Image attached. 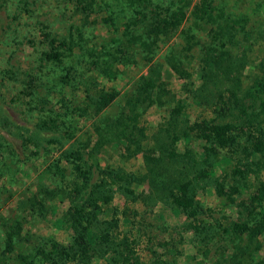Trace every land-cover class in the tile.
<instances>
[{"label":"rangeland","instance_id":"374dc122","mask_svg":"<svg viewBox=\"0 0 264 264\" xmlns=\"http://www.w3.org/2000/svg\"><path fill=\"white\" fill-rule=\"evenodd\" d=\"M126 1L95 0L94 20L90 26L82 28L88 46H101L106 37L121 34L126 17L131 13ZM149 1L157 13L170 14L179 8L187 13L171 40L159 45L154 59L155 63L163 64L165 55L172 49L192 74L193 90L186 93L187 102L179 125L214 120L240 126L242 121L234 111L225 117L217 116L213 96L216 88L211 82L205 84L198 73L202 71L205 49L218 47L212 40V31L217 25H230L227 29L234 34L230 40L232 55L245 51L250 66L243 72L247 77L254 71L252 66L258 58L264 57V0ZM207 2L211 3L213 14L223 18L203 25L194 20L191 13L196 6ZM71 8L66 0H0V264H16L19 254H33L50 240L69 244L70 232L55 220L69 209L82 206L92 213L98 207L92 228L98 235H107L106 240L100 241L90 252L89 264H119L125 257L130 264H251L263 258L264 238H259L263 248L251 261L238 252L249 245L246 235L236 238L225 232L233 223L247 219V212L236 205L249 204L252 189L264 181V156L248 158L243 152V147L263 137V117L256 122L257 126L247 125L235 131L234 145L220 151V158H227L220 164H215L214 160L206 164L200 162V142L193 140L185 144L181 140L177 144L180 154L190 151L189 157H193V160L179 158L177 169L182 170V177L191 181L196 191V200L201 205L196 222L176 209L164 197L165 192L158 195L148 182H142L148 175L142 154L130 155L133 146L129 145L128 150L117 142L115 133L103 132L104 123L99 117L115 119L121 113H128L124 95L140 76L147 74L148 65L144 60L137 57V62L119 67L122 72L112 82L98 77V83L114 87L119 97L99 116L86 114V120L77 125L72 139H67L61 131L38 128L44 115L22 95L28 75L35 74L41 83H48L51 90L56 91L57 98L51 94L49 100L56 105V111H62L57 107L65 105L63 115L67 120L80 121L77 115L82 114L85 107V95L79 84L58 87L54 82L57 69L41 60L44 32L62 37L71 26L80 27ZM107 16L114 25L107 24ZM163 67L165 87L169 91L165 100L170 105L139 106L137 121L127 125L136 126L146 134L144 145L148 149L169 141L167 135L175 129L170 125V109L183 94L181 90L185 91L184 82L166 71V65ZM97 125L101 136L97 135ZM124 130L132 139L141 140L140 133L131 135L130 128ZM25 139L31 140L28 147ZM77 150L83 155V169L89 173V180L83 185L71 171L62 175L55 173L56 164L61 165L62 153ZM145 155L157 156V152L146 150ZM247 158L252 161L250 173L237 183L244 188L235 197V203L229 204L216 195L213 180L219 178L226 185L234 184L229 171L235 166L244 168ZM211 169L214 175L203 178V173L208 174ZM112 170L118 173L114 184L109 176ZM78 189H81L80 194ZM194 225L199 229L195 230ZM11 232L15 236L8 246L7 234ZM9 249L11 251L7 252ZM234 252L238 253L235 257ZM36 262L42 264L37 258Z\"/></svg>","mask_w":264,"mask_h":264},{"label":"trees","instance_id":"16d2710c","mask_svg":"<svg viewBox=\"0 0 264 264\" xmlns=\"http://www.w3.org/2000/svg\"><path fill=\"white\" fill-rule=\"evenodd\" d=\"M72 5L71 12L80 21V27L74 29L71 26L66 35L56 37L48 32L43 33L41 44V60L54 66L58 74L55 76V85L61 88L70 87L77 82L79 88L84 93L86 103L82 114L77 115L80 118L78 122H72L64 118L63 107L57 109L49 96L56 91H52L48 83H41L40 77L35 74L28 75L22 95L29 98V101L41 111L44 118L40 120L38 128L41 131L62 132L67 139H72L76 134V128L79 123L86 120L85 115L91 114L93 117L112 106L119 97V92L114 87H105L98 83V77L104 78L107 82L117 79L123 67L126 64H133L138 59L144 60L148 65L146 75L140 78L131 86L125 97V105L128 107V113H121L117 118L112 119L106 116L99 117L104 123L103 132L115 133L114 136L118 143L123 144L129 150L130 155L142 154L144 162L147 165L148 175L143 177L142 182H148L156 194L165 192V196L170 203L193 222L198 220L201 212V205L196 200V191L191 187V181L182 177V170L177 169L179 158L193 160L189 157L190 151L180 154L177 151V144L183 140L185 144L190 141L201 143V153L198 155L200 162L206 164L215 161V164L225 161L224 156L220 158V151L230 149L235 143L234 133L247 125L257 126L259 119L264 118V57L258 58L252 66L248 76L244 70L248 64L245 57V51L240 50L232 55L230 40L233 38L232 30H228L230 25H217L212 32V40L217 43L215 49L203 47L202 71L198 73L199 79H205L204 83L214 84L213 96L215 99V112L218 117H225L232 111L237 113L238 119L242 121L241 125L231 122L215 123L214 120H203L201 122L187 123L184 126L179 125V117L183 114L184 106L187 102V92L193 90L194 81L186 65L172 52H167L164 57V63L154 62L157 50L161 43H168L179 27L187 18L184 9H177L170 14L157 13L151 8L149 0H127L131 13L126 17L123 24V31L119 36L114 34L105 38V44L93 47L88 46L83 36V27L90 26L94 15L95 0H66ZM194 20L200 24L216 23L223 18L222 15H214L211 3H201L195 7L191 13ZM107 24L112 23V18L107 16ZM217 52V54L213 53ZM164 65L166 71H170L184 82L185 91L175 100L171 106L169 120L171 127L175 129L169 132L168 142L158 143L152 148H146L144 145L147 136L139 129L127 126L130 121L136 122L139 115L136 110L143 105H156L159 107L170 105L165 97L169 91L165 87ZM255 70H257L255 72ZM55 90V89H54ZM48 93V94H47ZM55 96V95H54ZM55 98H57L55 96ZM175 98V97H174ZM58 102V101H57ZM67 109V107H66ZM88 109H91L87 112ZM264 120V119H263ZM96 125V122H95ZM125 128H130L131 135L140 133V139H132L126 135ZM101 136V128L97 125L95 128ZM243 129V128H242ZM263 137L255 138L251 144L243 147V152L250 156H264V134ZM25 146L31 144L30 139H25ZM146 150L156 151L157 156L145 155ZM247 158V159H248ZM83 155L80 150L64 151L61 156L60 164H56L55 173L65 174L67 171L77 174L81 179L82 185L89 180V173L82 167ZM252 161L244 165V168L235 166L230 169V176L234 184H227L223 180L216 178L213 180L216 195L228 201L229 204L235 203V197L240 195L244 185L237 184L244 181L250 173ZM110 178L114 184L118 178L116 171H110ZM214 175V169L209 170L208 174L203 173V178ZM81 186V185H80ZM82 187V186H81ZM81 189L77 193L80 194ZM126 189H123L125 192ZM81 200V199H80ZM109 201V199L107 200ZM84 204V203H83ZM236 206L242 207L247 212V219L243 222L233 223L230 232L236 238L246 235L249 242L248 247L238 249L251 261L257 256L263 248L259 238H264V181L259 182L251 191L249 204L239 203ZM98 207H95L93 213L87 211L83 206L69 209L63 217L56 219V224L65 225L70 232V243L63 245L55 240H50L47 244L39 246L33 254H19L16 264H37L36 258L42 264H89L91 258L90 252L95 249V245L104 241L107 235H98L92 228L94 214ZM195 230L198 225L193 226ZM15 233L7 234V244L11 245ZM253 246H252V245ZM6 246V247H8ZM9 249L7 252H10ZM238 253L234 252L233 257ZM124 258L123 263L130 264ZM264 264V257L255 263Z\"/></svg>","mask_w":264,"mask_h":264}]
</instances>
